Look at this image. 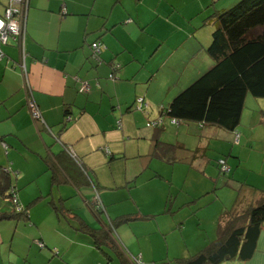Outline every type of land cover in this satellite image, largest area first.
Returning a JSON list of instances; mask_svg holds the SVG:
<instances>
[{
  "label": "crops",
  "instance_id": "0c3cea01",
  "mask_svg": "<svg viewBox=\"0 0 264 264\" xmlns=\"http://www.w3.org/2000/svg\"><path fill=\"white\" fill-rule=\"evenodd\" d=\"M235 1L29 0L24 40L9 36L4 42L0 36V167L10 170L13 182L8 191L0 189V215L13 214L7 193L15 187L18 202L29 208L28 216L0 218V264H180L178 259L196 254L217 237L220 215L230 208L227 199L213 203L210 216L198 223L193 220L195 226L189 229L187 222L185 227L182 222L163 224L156 210L143 214L138 201L133 209L121 212L116 204L123 189L131 188L134 175L129 164L133 160H140L144 168L152 164L146 155L155 129L147 127L149 120L141 125L144 115L147 119L160 115L161 104L139 87L137 73L146 60L136 49L146 52L155 39L158 46L164 39L173 47L187 40L190 50L184 54L189 56L206 52L212 29L206 19ZM179 14L184 38L178 36ZM151 28L156 37L146 41ZM97 39L103 42L101 64L90 57V45ZM172 60L177 67V60ZM204 61L210 67L211 60ZM130 62L135 68L128 67ZM115 63L120 67L112 80L109 74ZM203 64L186 78L193 81L202 74ZM179 79L174 80L176 88L165 91L181 90ZM84 82L90 83L89 91L83 90ZM139 97L144 98L141 109L135 105ZM30 98L39 106L40 119L31 114ZM167 126L162 140L190 146L181 128ZM200 131L208 140L217 133L223 139L235 138V133L215 126ZM198 145L208 147L204 142ZM136 164L139 172L141 165ZM257 198L249 189L240 206ZM137 207L139 212H133ZM122 214L133 220L112 227V219ZM98 228H110L115 243H95L89 230ZM220 264H264V227L250 259Z\"/></svg>",
  "mask_w": 264,
  "mask_h": 264
},
{
  "label": "trees",
  "instance_id": "16d2710c",
  "mask_svg": "<svg viewBox=\"0 0 264 264\" xmlns=\"http://www.w3.org/2000/svg\"><path fill=\"white\" fill-rule=\"evenodd\" d=\"M1 2L4 3L5 0ZM205 24L212 25L213 29L206 52L214 64L166 104H161L158 117L149 118L148 125L154 127L155 132L151 138V150L146 155L148 160L154 157L168 163L195 164L206 157L207 146L190 148L180 141L162 140L160 135L166 125L178 126L182 122H197L201 128L215 126L231 131L235 133V141H239L238 126L247 95L264 98V0H236L229 7L208 17ZM94 42L100 43L98 53L93 50ZM94 42L90 45V57L96 64H101L103 42L100 39ZM119 67V63L112 64L110 79H116L114 71ZM136 102L137 108H143V97L137 98ZM221 161H224L228 170L222 168ZM217 165L223 173L231 170L226 158H220ZM9 176L10 170L0 167L1 191H8L13 184ZM252 191L257 193L258 198L247 206H240L245 193L238 190L233 205L223 210L220 215L217 237L196 254L178 259L180 264H220L232 259L246 261L253 256L264 227V191L258 188H252ZM7 196L11 201L14 196L18 199L16 187ZM12 203L14 215L28 216V206ZM102 209L99 206L98 210ZM13 214L4 213L0 218L6 219L14 216ZM131 220L133 216L129 214L118 216L112 219L111 226ZM89 233L99 245L114 244L116 241L110 228L90 229Z\"/></svg>",
  "mask_w": 264,
  "mask_h": 264
},
{
  "label": "rangeland",
  "instance_id": "374dc122",
  "mask_svg": "<svg viewBox=\"0 0 264 264\" xmlns=\"http://www.w3.org/2000/svg\"><path fill=\"white\" fill-rule=\"evenodd\" d=\"M182 8L183 11H186L184 4ZM182 18V15L179 14L177 18L180 26L178 36L184 38L186 33L181 27ZM186 22L188 23L189 20L187 19ZM173 23L176 25L175 21ZM205 27L207 30L209 29L208 26ZM154 31V28H151L147 32L150 37L144 36V39L147 41L151 40V37H156L152 34ZM212 31L213 29H211V33ZM162 34L164 37L168 36L165 31H162ZM135 38L137 45H139L138 41L141 38L139 39L138 34ZM162 41L163 43L158 46L159 39H155L146 52H143V47L136 49L138 56L143 55L146 60V65L137 73L139 87L149 90L147 92L157 102L158 106L166 104L171 96L173 97L180 92V90L176 91L177 89L175 91H165L172 85L176 88V82H174L176 77L181 78L179 79V86H184L182 89L186 88L192 83L189 78H186L187 75H190L192 69L195 70L202 65L205 62L204 59H210L211 64H214L213 59L207 52H200L192 56L184 54L185 50H190L186 49L187 40L181 41L179 43L180 47H173L171 43L166 42L164 39ZM172 54H174L173 57H171ZM172 58L177 60V67ZM203 66V70L209 68L208 66L205 67V63ZM128 67L135 68V64L130 62ZM176 68H178V74L174 73ZM149 70H153L152 73ZM146 116L144 115L142 127L149 120ZM151 116L154 118L153 115ZM166 119H169V117ZM199 125L197 122H182L175 127L181 128V136L188 140L190 148H195L201 142L207 144L206 158L198 160L195 164H189L188 162L168 163L153 157L151 166L146 168L142 167L140 160L138 162L133 160L129 164L130 172L134 175L128 184L131 188L123 189L125 197L121 192V197L116 204L118 212L127 210L129 207L133 209V207H136L135 201H138L139 206L143 208V214H149L146 212L156 210L155 212L163 224L169 221V224L172 222L176 226V224L179 225L182 222L183 227H185L187 222L189 229L191 226H195L193 220L198 223L201 217L207 219L210 216V207L213 203L220 202L223 204L222 199H227L231 207L239 189L245 194L247 190L252 188L264 191V98H258L252 94L247 95L241 123L238 126V132H240V136L242 135V140L240 138L239 141H235L234 137L223 139L218 133L208 140L201 135ZM147 127L154 129L150 125ZM167 127L170 130L173 128L172 125ZM175 131L176 129H174V133ZM174 133V138H177ZM203 135L205 136V134ZM132 147L135 150L140 149L139 145H133ZM220 158L227 159V164L231 167L230 172L223 173L220 170L217 165ZM136 163L141 165L139 172H135V167L138 166H133V164L137 165ZM121 182L122 180L118 177L117 183L121 184ZM214 188L216 190L212 191ZM208 189L211 190L209 193H207ZM218 195L219 197H217ZM173 201L175 205L171 207ZM153 204L158 205V207L154 208ZM202 205L203 207L199 208ZM139 208L137 207L135 211L131 209V212H139ZM174 220H178L177 223ZM178 225L175 228L181 230ZM173 237V235L169 236V238Z\"/></svg>",
  "mask_w": 264,
  "mask_h": 264
},
{
  "label": "built area",
  "instance_id": "2783aa9c",
  "mask_svg": "<svg viewBox=\"0 0 264 264\" xmlns=\"http://www.w3.org/2000/svg\"><path fill=\"white\" fill-rule=\"evenodd\" d=\"M28 6H29V0H5L4 3H2L0 0V7L3 8V11L0 12L1 40L6 42L9 36L18 38L20 42L24 40ZM92 47L95 53H98L100 51L99 42H94ZM82 87L84 90H89L90 89L89 82H84ZM28 107L31 111L33 118L35 119L41 118V112L39 106L33 98H30L28 100ZM221 163H222V168L224 170H228V167L224 163V161H221ZM5 170L8 171L9 169L5 167ZM13 202L14 204H19L16 196H14ZM99 206H101V204ZM139 263L141 264V261H139Z\"/></svg>",
  "mask_w": 264,
  "mask_h": 264
}]
</instances>
